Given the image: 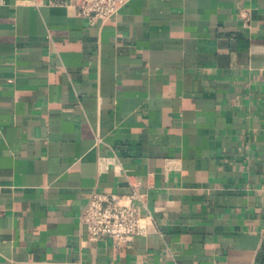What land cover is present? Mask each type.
Returning <instances> with one entry per match:
<instances>
[{
  "label": "crops",
  "instance_id": "crops-1",
  "mask_svg": "<svg viewBox=\"0 0 264 264\" xmlns=\"http://www.w3.org/2000/svg\"><path fill=\"white\" fill-rule=\"evenodd\" d=\"M0 0V264H264V0ZM146 232L89 239L93 192Z\"/></svg>",
  "mask_w": 264,
  "mask_h": 264
},
{
  "label": "built area",
  "instance_id": "built-area-1",
  "mask_svg": "<svg viewBox=\"0 0 264 264\" xmlns=\"http://www.w3.org/2000/svg\"><path fill=\"white\" fill-rule=\"evenodd\" d=\"M129 0H76L78 16L90 20L110 19ZM138 195L111 196L93 192L81 214L89 239H112L117 245H130L135 237L146 232L150 215H141L136 204Z\"/></svg>",
  "mask_w": 264,
  "mask_h": 264
}]
</instances>
